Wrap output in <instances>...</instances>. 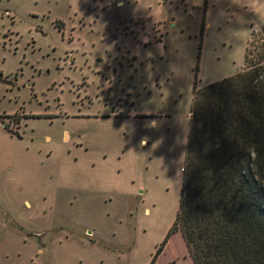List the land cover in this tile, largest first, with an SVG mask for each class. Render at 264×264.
I'll use <instances>...</instances> for the list:
<instances>
[{
    "label": "rangeland",
    "instance_id": "obj_1",
    "mask_svg": "<svg viewBox=\"0 0 264 264\" xmlns=\"http://www.w3.org/2000/svg\"><path fill=\"white\" fill-rule=\"evenodd\" d=\"M263 25L264 0H0V264H151L194 90ZM158 260L194 264L180 231Z\"/></svg>",
    "mask_w": 264,
    "mask_h": 264
},
{
    "label": "trees",
    "instance_id": "obj_2",
    "mask_svg": "<svg viewBox=\"0 0 264 264\" xmlns=\"http://www.w3.org/2000/svg\"><path fill=\"white\" fill-rule=\"evenodd\" d=\"M176 221L194 264H264V25L245 67L195 88Z\"/></svg>",
    "mask_w": 264,
    "mask_h": 264
},
{
    "label": "flooded vegetation",
    "instance_id": "obj_3",
    "mask_svg": "<svg viewBox=\"0 0 264 264\" xmlns=\"http://www.w3.org/2000/svg\"><path fill=\"white\" fill-rule=\"evenodd\" d=\"M144 25H145V24L142 25V29H141V31H145V30H146V25H145V26H144ZM58 26H59V25L57 24L56 27H58ZM134 33H135V32H134ZM8 129H9V131H11L10 128H8Z\"/></svg>",
    "mask_w": 264,
    "mask_h": 264
},
{
    "label": "crops",
    "instance_id": "obj_4",
    "mask_svg": "<svg viewBox=\"0 0 264 264\" xmlns=\"http://www.w3.org/2000/svg\"><path fill=\"white\" fill-rule=\"evenodd\" d=\"M162 255H163V253H162ZM162 255H161V256H162ZM161 256H160V257H161ZM160 257H159V258H160ZM158 261H159V260H158Z\"/></svg>",
    "mask_w": 264,
    "mask_h": 264
}]
</instances>
